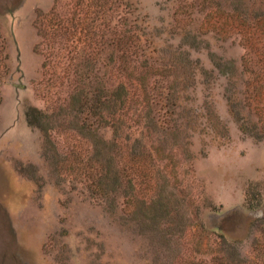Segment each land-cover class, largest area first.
<instances>
[{
  "label": "rangeland",
  "instance_id": "1",
  "mask_svg": "<svg viewBox=\"0 0 264 264\" xmlns=\"http://www.w3.org/2000/svg\"><path fill=\"white\" fill-rule=\"evenodd\" d=\"M0 99V264L252 259L264 0H0Z\"/></svg>",
  "mask_w": 264,
  "mask_h": 264
},
{
  "label": "trees",
  "instance_id": "2",
  "mask_svg": "<svg viewBox=\"0 0 264 264\" xmlns=\"http://www.w3.org/2000/svg\"><path fill=\"white\" fill-rule=\"evenodd\" d=\"M117 90V95H111V98L113 99L111 102V109L113 114L117 111L115 108L118 109L120 105L124 104V97H126L127 95V91L123 85L119 86ZM254 127L257 128L256 130H258L257 125H254ZM252 137L258 139L259 141L263 139V136H261V134L259 133L253 134ZM220 264H264V228H261L260 235L254 240V244L252 246V259H248L242 256V258H236L234 260L229 256L225 255L223 258H221Z\"/></svg>",
  "mask_w": 264,
  "mask_h": 264
}]
</instances>
